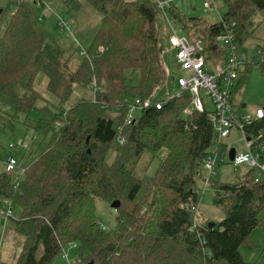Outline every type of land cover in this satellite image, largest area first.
<instances>
[{
  "label": "trees",
  "instance_id": "trees-1",
  "mask_svg": "<svg viewBox=\"0 0 264 264\" xmlns=\"http://www.w3.org/2000/svg\"><path fill=\"white\" fill-rule=\"evenodd\" d=\"M62 1L69 11L83 3ZM87 1L103 17L75 71L64 68L63 47L46 40L36 3L21 0L5 21L0 19V134L18 122L51 134L47 148L26 168L19 189L9 173L0 171V199L19 208L15 230L25 237L17 264H54L73 243L84 264H254L244 259L241 248L256 247L252 233L264 229V177L256 181L255 171L249 170L240 181L214 183V202L225 215L213 227L210 222L195 225L187 207L199 206L197 170L216 146L211 111L185 116L191 100L186 94L125 124L128 109L117 104L126 96L148 98L165 80L156 2ZM222 1L227 6L223 19L236 23L242 49L254 36L255 15L264 14V0ZM173 14L178 15L177 8ZM190 19L193 28L180 19L184 29L206 44L223 29L222 21ZM255 62L264 69V62ZM247 71H240L235 89ZM40 73L47 76L44 95L35 88ZM75 84L99 85L96 102L69 104ZM39 99L45 102L41 115L29 123ZM246 130L264 136V120ZM121 138L123 144L117 142ZM112 144L116 155L109 163ZM145 158L146 171L159 159L147 179L138 173ZM97 200L120 201L115 228L98 222Z\"/></svg>",
  "mask_w": 264,
  "mask_h": 264
},
{
  "label": "rangeland",
  "instance_id": "rangeland-1",
  "mask_svg": "<svg viewBox=\"0 0 264 264\" xmlns=\"http://www.w3.org/2000/svg\"><path fill=\"white\" fill-rule=\"evenodd\" d=\"M21 0H0V19L5 21L9 14L12 13L18 7V2ZM32 3H36L39 8V27L43 32L47 41L52 43H58L65 50L62 62L64 68L68 71H75L78 64L84 55L81 54V50L88 51L94 38L101 26V20L103 15L101 12L87 0H82V5L79 9L69 11L67 6L62 0H26ZM204 1L212 0H175L177 6L178 15H170L172 23L177 31L182 36H188L186 30L182 26L183 22L180 20L187 19L189 25L193 28L194 23L190 18H201L208 23L214 24L221 21L222 16L227 11V6L222 0H216L218 10H209L205 8ZM4 12V13H3ZM64 16L71 22V32L60 30L58 22L60 18ZM256 29L254 36L250 38L242 47L244 53L248 55L250 62L252 56L258 54L259 49H264V14L259 12L254 17ZM158 34L160 42H166V38L162 41L163 23L160 19L158 23ZM199 34H203L200 30ZM172 52L165 56V62L170 72L180 73L181 76L188 77V73L180 71L177 64L172 58ZM206 54L209 57V67L211 70H217L220 62L221 48L209 47L206 50ZM247 61V60H246ZM68 63V67L65 66ZM247 77L243 84H238L237 88L233 91V104L234 107L242 106L241 110L246 114L253 115L258 107L264 106V69L262 65L258 63H248ZM244 68V67H243ZM244 70L246 68H244ZM243 74V73H242ZM245 74V73H244ZM47 83V76L44 73H40L35 82V88L38 89L43 95L45 93V85ZM173 86L164 89L158 98H162L167 92H173ZM86 99L95 100V90L93 87H87L80 84L74 85L73 93L69 99V104H76L79 100ZM131 103H135L133 96L128 97ZM203 100L207 109L212 110L213 105L209 96L203 95ZM45 105L44 100L39 99L36 103L37 109L30 115L31 120L29 123H33L40 117V108ZM110 112V111H109ZM115 116V113H112ZM136 117L140 116L139 111H134ZM125 124H127L125 122ZM123 126L119 127L121 132ZM51 139V134L41 135L36 133L32 126L26 125L24 122L15 123V129H7L0 134V171L5 170V159L7 156L13 154L18 158L20 168L25 170L32 161H34L42 152L47 148ZM123 138H121L122 140ZM19 140H23L29 144L28 152L20 151L19 148H11L10 144H14ZM119 142V139L117 140ZM119 144H121L119 142ZM116 145L112 144L111 151L108 154V161L111 163L116 153L113 151ZM231 148H236L238 153L246 152L247 145L243 132L240 129H233L231 134L222 139L221 149L230 151ZM164 154H162L163 156ZM226 161L217 167V173L213 174L210 178L211 184L204 188L203 179L198 180V190L201 192V201L199 206V215L203 223L207 222H219L225 215L222 207L218 206L214 202L215 188L214 183L223 182L231 183L237 182L243 179L246 173L249 171L248 166L239 165L234 166L229 161V156L225 157ZM148 159L145 158L138 164V173L147 177L155 174L159 159H153L149 169L146 171V165ZM144 189L141 190L138 197L141 196ZM3 210H6V206H3ZM201 212V213H200ZM97 220L107 229H113L116 226V217L118 211L112 207L111 203L104 200H97L96 208ZM20 216L19 208H13V218H10L7 223L2 218V209L0 208V241H3V247L0 254L1 262L4 264H17L22 252L25 249V237L15 230V219ZM254 232V231H253ZM254 242H257V246L254 248H241L244 259L254 264H264V229L257 228L253 234ZM78 244H68L64 250L56 257L54 264H67L68 259L70 261H76L75 264H84L83 258L78 254Z\"/></svg>",
  "mask_w": 264,
  "mask_h": 264
},
{
  "label": "built area",
  "instance_id": "built-area-1",
  "mask_svg": "<svg viewBox=\"0 0 264 264\" xmlns=\"http://www.w3.org/2000/svg\"><path fill=\"white\" fill-rule=\"evenodd\" d=\"M159 10V18L163 23L162 41L166 38V42H162L161 57L162 66L165 72L164 82L158 86L148 98L133 96L135 103H131L128 99L130 96L124 97L117 101L119 106H125L128 109L126 115V123L132 124L138 117L134 115V111H139L140 115L154 108L162 109L165 104L175 99H182L186 94L191 97L190 105L183 111L185 116L190 115L194 111H205L207 109L203 100V95L209 96L213 105L210 110V120L218 134L216 146L210 150L201 167L197 170V175L203 179L204 188H207L213 174L217 173V167L226 161L225 157L229 156V152L221 149L222 139L228 137L233 129H240L246 139L247 151L238 153L236 151L233 160L229 161L234 166L246 165L249 170L255 171V179L259 181L264 177V139L263 133L248 135L246 127L250 124L264 120V106L258 107L253 115L239 111L233 104V91L236 86L241 67L245 62V56L236 42V23L228 24L224 21L221 33L209 41V44L200 39H192L189 35L182 36L174 27L170 15L173 14L176 5L175 0H154ZM205 8L209 10H218L216 0L204 1ZM174 15V14H173ZM42 19V17H40ZM59 29L71 32V22L67 17L62 16L58 22ZM182 26H184L182 24ZM186 30V29H185ZM188 34V33H187ZM220 46L223 48V59L218 65L217 70H211L208 64L207 47ZM172 54L174 62L180 71L188 73V77L181 76L180 73L170 72L165 56ZM82 55L87 52L81 50ZM256 59L264 62V49H259ZM173 86V92H167L162 98H158L164 89ZM94 90H100V86L94 84ZM96 102V99L94 100ZM123 144L124 139H119ZM29 144L23 140L10 144L11 148H19L20 151L28 152ZM5 171L12 177L14 189H19L21 181L24 177L25 170L20 168V164L16 155H9L5 159ZM6 210H3V218L5 223L13 216V205L10 200H4ZM187 207L192 208L194 215V224L199 223V206ZM76 246L75 243H73ZM3 247V241H0V253ZM76 261L68 259L67 264H75ZM0 264H2L0 262Z\"/></svg>",
  "mask_w": 264,
  "mask_h": 264
},
{
  "label": "crops",
  "instance_id": "crops-1",
  "mask_svg": "<svg viewBox=\"0 0 264 264\" xmlns=\"http://www.w3.org/2000/svg\"><path fill=\"white\" fill-rule=\"evenodd\" d=\"M177 7V6H176ZM221 48V47H220ZM241 52H242V54L245 56V62H244V64L242 65V67H241V70H242V68L244 67V68H246L247 69V67H248V63H256V62H250L249 61V59H248V55L246 54V53H244L243 52V50L241 49ZM222 59H223V48H221V54H220V62H219V64L222 62ZM247 60V61H246ZM257 61V59H256V56H252V60L251 61ZM243 68V69H244ZM235 106V105H234ZM242 106H245V103L243 102L242 103ZM242 106H239V107H237V110H239V111H242L241 110V108H242ZM3 206H5V203H4V201L2 202L1 201V199H0V208L2 209V218H3ZM199 206H200V203H199ZM201 213V212H200ZM13 218V217H12ZM4 219V218H3ZM221 220V219H220ZM4 222H5V220H4ZM201 222H203L202 220H201ZM255 233V230H254V232H253V234ZM252 237H253V235H252ZM2 240V239H1ZM256 244H257V242H255ZM1 254V253H0ZM0 262H1V260H0ZM2 264H4V262H1Z\"/></svg>",
  "mask_w": 264,
  "mask_h": 264
},
{
  "label": "water",
  "instance_id": "water-1",
  "mask_svg": "<svg viewBox=\"0 0 264 264\" xmlns=\"http://www.w3.org/2000/svg\"><path fill=\"white\" fill-rule=\"evenodd\" d=\"M151 110H154V108H152ZM235 154H236V148H231L230 151H229V158H230V160H233L234 159ZM111 205L114 208H118L120 206V201L119 200H116V201L112 202ZM215 225H216V222H210L209 223V226L210 227H213ZM89 264H92V263H89Z\"/></svg>",
  "mask_w": 264,
  "mask_h": 264
}]
</instances>
